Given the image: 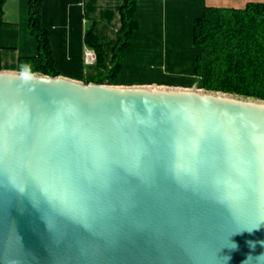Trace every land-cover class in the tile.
<instances>
[{
  "label": "water",
  "instance_id": "95a60500",
  "mask_svg": "<svg viewBox=\"0 0 264 264\" xmlns=\"http://www.w3.org/2000/svg\"><path fill=\"white\" fill-rule=\"evenodd\" d=\"M0 264H264V101L0 72Z\"/></svg>",
  "mask_w": 264,
  "mask_h": 264
},
{
  "label": "crops",
  "instance_id": "0c3cea01",
  "mask_svg": "<svg viewBox=\"0 0 264 264\" xmlns=\"http://www.w3.org/2000/svg\"><path fill=\"white\" fill-rule=\"evenodd\" d=\"M122 0H42L40 25L47 31L53 66L59 77L81 82L88 72L82 62L83 34L91 24L110 57L120 27ZM29 0H0V72L15 73L22 58L36 55L28 29ZM264 0H137L136 30L122 56L114 85L191 89L198 78L193 66L194 21L205 8L244 9ZM21 73V72H20Z\"/></svg>",
  "mask_w": 264,
  "mask_h": 264
},
{
  "label": "trees",
  "instance_id": "16d2710c",
  "mask_svg": "<svg viewBox=\"0 0 264 264\" xmlns=\"http://www.w3.org/2000/svg\"><path fill=\"white\" fill-rule=\"evenodd\" d=\"M136 3L137 0L121 2L120 27L110 57L94 34L93 24L85 29L83 44L95 53V63L88 67L83 84H114L137 27ZM41 4L42 0H29L28 29L37 52L34 57L19 59L18 71L55 77L58 74L49 36L40 25ZM192 42L199 48L193 74L200 89L264 101V4H249L238 10L205 8L194 21Z\"/></svg>",
  "mask_w": 264,
  "mask_h": 264
},
{
  "label": "built area",
  "instance_id": "2783aa9c",
  "mask_svg": "<svg viewBox=\"0 0 264 264\" xmlns=\"http://www.w3.org/2000/svg\"><path fill=\"white\" fill-rule=\"evenodd\" d=\"M82 62L85 66H92L95 63V53L90 49H85L82 56Z\"/></svg>",
  "mask_w": 264,
  "mask_h": 264
},
{
  "label": "rangeland",
  "instance_id": "374dc122",
  "mask_svg": "<svg viewBox=\"0 0 264 264\" xmlns=\"http://www.w3.org/2000/svg\"><path fill=\"white\" fill-rule=\"evenodd\" d=\"M34 74H36V73H34ZM40 75V74H39ZM198 83H199V81H198ZM198 83H197V85H196V87H194V88H196V89H200L199 87H198ZM95 84V83H94ZM114 85V84H113ZM192 89V88H191Z\"/></svg>",
  "mask_w": 264,
  "mask_h": 264
}]
</instances>
